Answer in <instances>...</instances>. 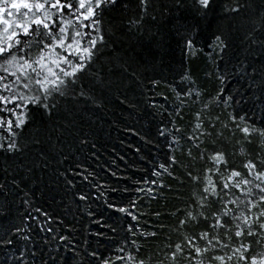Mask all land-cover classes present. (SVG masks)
Here are the masks:
<instances>
[{
    "label": "trees",
    "instance_id": "16d2710c",
    "mask_svg": "<svg viewBox=\"0 0 264 264\" xmlns=\"http://www.w3.org/2000/svg\"><path fill=\"white\" fill-rule=\"evenodd\" d=\"M236 6L239 12L229 11ZM103 20L105 43L89 72L49 111L28 107L31 119L16 129L19 151L6 150L3 130L0 264H123L117 257L136 249L146 264H169L165 252L206 228L180 225L194 205L189 173L202 188L216 151L236 170L264 156L259 137L245 143L229 121L232 114L264 127V0H212L206 10L198 0H150L146 16L139 0H119ZM189 89L201 93L195 103ZM217 94L232 99L213 102ZM201 109L205 126L196 130ZM196 242L203 248L206 239ZM258 249L253 242L249 255Z\"/></svg>",
    "mask_w": 264,
    "mask_h": 264
},
{
    "label": "snow or ice",
    "instance_id": "6c2138e0",
    "mask_svg": "<svg viewBox=\"0 0 264 264\" xmlns=\"http://www.w3.org/2000/svg\"><path fill=\"white\" fill-rule=\"evenodd\" d=\"M118 2L119 0H0V130L8 133L6 150L19 151L16 129L25 127L31 119V113L24 112V108L34 105L45 112L49 111L55 107L51 101L57 95L65 97L69 87L76 85L89 72L100 45L105 42L102 27L104 13ZM198 3L206 10L211 6L212 0H198ZM139 4L146 16L150 0H139ZM240 10L239 6L229 9L233 13ZM215 41L216 47L221 50L227 47V42L221 35H217ZM188 46H192L191 41ZM182 79L187 80L189 77L184 76ZM4 92L8 95H3ZM80 95L84 96L83 90ZM186 95L194 96V103L201 97L199 91L193 94L191 89ZM231 99L229 97L225 100L219 94L212 98L217 103H228ZM207 107L205 104L204 108ZM6 115L15 118L6 119ZM195 116L198 121L195 129L200 130L205 126L203 109L195 113ZM214 119L222 123L224 129L229 128V124L221 122L219 116ZM229 121L235 126L231 130L233 136L235 130H239L244 134V142L247 144H252V137L258 136L260 151L257 155L264 152V127L248 124L246 117L232 114H229ZM240 122L245 126L240 127ZM208 126L215 128L211 120ZM175 131L180 132L181 129L176 128ZM160 134L164 135V132L161 131ZM201 135L211 133L202 132ZM217 136L223 137V131H218ZM0 139L4 137L0 136ZM189 139L195 140L196 137L190 136ZM195 146L199 147V144ZM240 152L250 155L243 147ZM203 158L201 153V159ZM209 159L216 166L215 175L220 179L215 181L211 176L205 177L203 187L197 188L195 186L202 183L201 177L189 173L194 184V205L193 210L186 212L185 218L180 220L181 226L194 220L197 225L203 222L206 228L195 240L188 237L187 246L176 243L170 255L165 252L169 264H181V261L185 264H205V258L207 264H232L233 261L235 264H264V254L249 255L253 242L264 245V171L260 170L264 168V156L258 164L251 159L245 162L242 167L247 170L246 174L230 166L224 151H216ZM169 163H176L174 156L169 157ZM160 168L168 171L164 164ZM208 171L211 172V169ZM153 175L159 173L153 172ZM237 191L239 195L236 194ZM80 199L84 200L85 197L81 196ZM118 211L127 210L121 207ZM132 218L136 219L135 216ZM21 231L23 230L20 228L16 230L17 234ZM129 231L132 232L133 228L130 227ZM234 238L240 241L238 247H232ZM205 239L206 244L201 248L196 240ZM245 239L248 240L247 245L243 242ZM229 250L231 254H228ZM139 251L136 249V255L128 252L126 256L120 255L117 259L126 261L127 264H146L144 259H138ZM221 251L225 254H218ZM117 252L123 254L125 247H119ZM105 264L112 262L106 261ZM158 264L164 262L158 261Z\"/></svg>",
    "mask_w": 264,
    "mask_h": 264
},
{
    "label": "rangeland",
    "instance_id": "374dc122",
    "mask_svg": "<svg viewBox=\"0 0 264 264\" xmlns=\"http://www.w3.org/2000/svg\"><path fill=\"white\" fill-rule=\"evenodd\" d=\"M104 41H105V40H104ZM104 43H105V42H104ZM104 43H103V44H104ZM101 45H102V44H101ZM101 45H100V46H101ZM23 111H26V113H27V112H28V107L24 108ZM5 128H6V125H5ZM4 131H5V130H4ZM6 132H7V131H6ZM0 136H3V137L5 136V135L3 134V130H0ZM2 140H4V139H0V143L2 142ZM212 168H214V169H211V168H210L211 171H212V170H216V166H215L214 164H213ZM260 170H261V171H264V169H262V168H261ZM238 171H241V172H243V173H245V174L247 173V170H246V169H244V170H238ZM208 173H209V171H208ZM209 174H210V175H208V176H211V179H213V180H215V181H219L220 178H219L218 176L214 175V173L210 172ZM205 175H207V174H205ZM208 176H206V177H208ZM215 176H216L217 179H215ZM249 179H251V177H249ZM202 187H203V184H202ZM245 190H246V188H245ZM234 191H235V190H234ZM236 194L239 195V192L237 191ZM233 228H234V227H233ZM235 243H236V244H239L240 241H239V240H236ZM236 244H234V242H233L232 247H238V246H239V245H236ZM261 248H262V249H258L257 252H254V253L251 254V255H256L257 253L264 254V245H261ZM218 254L224 255V252L221 251V252L218 253ZM228 254H231V251H230V250L228 251ZM205 262H207V258H205ZM123 264H127V262H126V261H123Z\"/></svg>",
    "mask_w": 264,
    "mask_h": 264
}]
</instances>
